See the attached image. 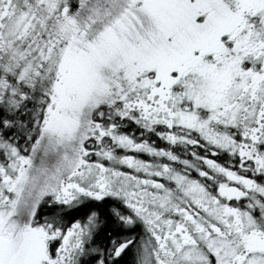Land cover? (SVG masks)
<instances>
[{"label": "snow or ice", "instance_id": "6c2138e0", "mask_svg": "<svg viewBox=\"0 0 264 264\" xmlns=\"http://www.w3.org/2000/svg\"><path fill=\"white\" fill-rule=\"evenodd\" d=\"M0 264H264V0H0Z\"/></svg>", "mask_w": 264, "mask_h": 264}]
</instances>
